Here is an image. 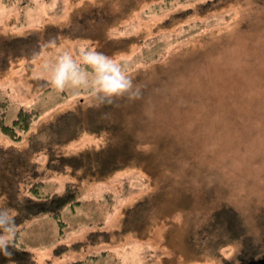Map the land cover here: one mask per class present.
Instances as JSON below:
<instances>
[{"label":"rangeland","instance_id":"1","mask_svg":"<svg viewBox=\"0 0 264 264\" xmlns=\"http://www.w3.org/2000/svg\"><path fill=\"white\" fill-rule=\"evenodd\" d=\"M206 1L0 0L4 123L20 108L38 113L19 141L0 133V146L29 149L19 168L44 193L68 182L78 189L79 204L61 210L63 225L49 215L22 224L19 241L36 264H225L199 252L191 231L220 201L250 219L264 207V0ZM88 46L143 86L141 99H118L122 133L144 159L136 166L97 171L109 129L84 126L53 145L65 118L89 126L92 109L103 122L114 117L89 89L50 83L58 55ZM169 133L174 144L165 146Z\"/></svg>","mask_w":264,"mask_h":264},{"label":"trees","instance_id":"2","mask_svg":"<svg viewBox=\"0 0 264 264\" xmlns=\"http://www.w3.org/2000/svg\"><path fill=\"white\" fill-rule=\"evenodd\" d=\"M210 2L212 1H206V3ZM118 99L113 104L102 105L103 108L113 106L114 109L113 119L107 122L99 120L98 114L93 113V109L87 115L89 126L83 119L78 121L77 116L69 121L67 118L62 120L61 126L53 129L55 138H52L54 140L53 145L63 141L66 136L70 137L71 134L79 132L80 128L83 129L84 126L90 128L91 132L94 133L100 129H109L113 133H110L111 136L107 137L105 146L94 154L93 162L97 166V171L102 174L111 169L121 170L130 164L138 165L137 160L140 163L144 159L141 158V153L136 151L138 141L134 140L132 135L128 137L122 133L124 125L118 117ZM7 106V101H0V133L12 140L19 141L22 139L23 134L29 130L32 122L37 119L38 113L34 109L20 108L16 118L11 124L7 125L4 123ZM75 120L79 123L76 124ZM69 122L72 123V127ZM162 136L164 139L162 143L165 146L174 144L172 141L174 135H169L171 139L169 138L167 143H165L167 138L164 135ZM35 140L34 145L36 146H49L48 143L39 142L37 138ZM32 145L33 143L30 140V146L32 147ZM2 147L0 146V194L4 196H2L3 202L0 209H6L7 205L12 206L13 210H11L12 207H9V209L14 212L12 214L15 216L16 227L19 228L8 247V252L11 255H6L3 251H0V264H36L34 255L26 249L24 243L19 241L20 232L23 229L22 224L32 217L49 215L59 225H63L60 221V214L64 206L73 207L79 204L77 185L68 182L61 193L50 195L44 193L42 191L43 182L40 180L31 181L28 184L29 180L24 177L21 172L22 169L19 168L23 162H29L28 155H26V151L28 152L29 149L16 152L14 149H2ZM173 150L175 149L173 148ZM22 155H25V157H22ZM206 196V199L210 200V192ZM13 202L15 203L13 204ZM205 218L206 220L202 225L191 231L189 235V241L194 244L199 252L207 251L210 255L223 259L225 264H264V207L250 219L241 210L231 205L230 202L220 201L209 211ZM229 248H232V254L229 258H226L222 253L223 250ZM88 258L94 259L96 257L91 256ZM82 262L84 260L69 264H82Z\"/></svg>","mask_w":264,"mask_h":264},{"label":"clouds","instance_id":"3","mask_svg":"<svg viewBox=\"0 0 264 264\" xmlns=\"http://www.w3.org/2000/svg\"><path fill=\"white\" fill-rule=\"evenodd\" d=\"M45 47H55V41H49ZM76 56L71 51H64L57 56L51 67L50 79L51 85L57 90L63 91L69 86L89 89L98 101L97 106L113 104L118 98H127L130 102L142 98L143 86L135 83L125 67L114 57L94 46L79 48ZM45 68L48 69L49 65L45 64ZM15 234V216L8 209H0V251L6 255H11L8 247Z\"/></svg>","mask_w":264,"mask_h":264}]
</instances>
